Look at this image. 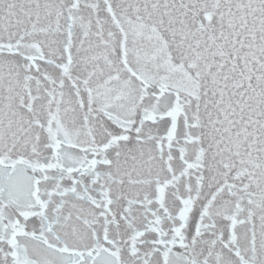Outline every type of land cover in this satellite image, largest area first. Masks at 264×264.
Segmentation results:
<instances>
[{
  "label": "snow or ice",
  "instance_id": "1",
  "mask_svg": "<svg viewBox=\"0 0 264 264\" xmlns=\"http://www.w3.org/2000/svg\"><path fill=\"white\" fill-rule=\"evenodd\" d=\"M0 264H264V0H0Z\"/></svg>",
  "mask_w": 264,
  "mask_h": 264
}]
</instances>
